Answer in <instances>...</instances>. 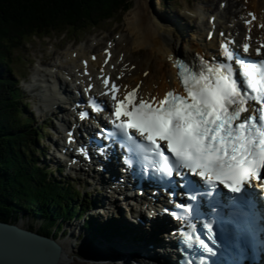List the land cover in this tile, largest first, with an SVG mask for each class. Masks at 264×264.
Masks as SVG:
<instances>
[{"label": "bare ground", "instance_id": "6f19581e", "mask_svg": "<svg viewBox=\"0 0 264 264\" xmlns=\"http://www.w3.org/2000/svg\"><path fill=\"white\" fill-rule=\"evenodd\" d=\"M233 2L236 3L235 5H231L232 7H235L234 9H232L228 4L222 9V11H220L219 9L218 11L217 9L214 10V8L211 9V4L208 5V8L210 7V12L207 15L209 16L210 14H216V20L213 21L212 25H210L207 23L208 16L206 18V21H204V16L206 15L205 13L207 11L205 10L204 6H201V8L203 7V9L200 10L198 8L191 9L187 5H185V7H183L182 13L179 14L178 17L172 20H167L162 16V14L158 13L157 11H154L155 13L151 11L148 8L147 0H135L134 7L125 17L126 19L122 24V28L117 33H114L112 35L108 33L104 34L100 39H95L96 42L93 46H80L76 49L66 48L65 51L62 52V60L59 57L56 58V60H60L59 62L54 63L53 61L51 63H46L47 57L44 59H40L37 62L38 66L33 73L34 78L29 82L26 81L27 88L34 92L35 95L34 99L37 102V106H35L36 113L40 115V113H46L48 111L51 113L53 111L55 113V117H60V119H63L61 115L64 116L67 112L71 113L72 109H67L65 105L69 103L67 102V100L73 98V95L68 96V92L61 88V84L63 83L62 76L63 78L68 80L74 87H82L84 85H87L88 83H94V90L98 91V76L100 73L112 72L113 74L117 75L122 70V72L124 73V78L121 81L124 83L132 82L131 86H137L138 92L142 96H152L157 94V92H162L163 90L168 89L169 86L176 84V81L174 79L176 69L172 64L173 58L175 56L185 57L186 59H189L194 53H197L200 56H207L209 54V50H212L214 51L212 55H214V59H216L218 58L219 47L221 48V44L223 43V41L220 39L222 37H216V35H218L217 31L219 29H228V27L225 25V22H223L224 18H226V16L228 15L232 19V17L234 16L236 21H238L236 23L232 19V21L234 22V26L231 28V30L236 31L242 28L243 25H241L240 23L239 15H237L238 11L236 10L237 1L234 0L232 1V3ZM257 5L258 0H248L246 6H249V8L251 9L255 8L258 10L259 7ZM202 13H204V15L198 17V15H201ZM259 16L263 19V14H259ZM221 17L222 20L220 19ZM184 18H187L189 21L192 20L191 18H197L199 20L201 19L203 23L195 28L194 25L189 23L188 20L184 21ZM204 25L206 27V32L203 29ZM211 29H213L214 34L210 38H208V34ZM261 32L263 33V31ZM104 41H110L107 47H109V50L112 51V56L106 68H108L110 64H116V66L118 67L117 70L116 68H113L111 70H99L100 64L102 63L104 57V53L102 51L104 48ZM139 51H143V53L140 54ZM120 52L123 53V56L121 59H118L117 55ZM244 54L250 56L249 52L246 53L245 51ZM0 55L3 56L2 52H0ZM91 55L95 56L94 60L91 59ZM2 58L3 57H0V59ZM195 61H197V58L195 59ZM2 65L4 66V69L1 67ZM130 65H133V67H130ZM7 68L8 67H6L3 63V60H0V77L1 75H3L4 77L7 76L6 72L4 71ZM67 88H69L68 84L66 86V89ZM92 101L95 100L92 99L91 102ZM91 102L89 104V107H93ZM95 103L97 104L96 101ZM106 106L108 108L107 104ZM14 115L16 120H19V110H16ZM70 126H72L71 123L62 128L67 130V127ZM76 161L78 163L80 162L79 159L75 160L74 162L76 163ZM74 162H70V164L73 165ZM54 165L55 164L51 163V166ZM108 167L110 169L109 174L111 176L114 174V168L111 167V163H109V165L107 164L106 168ZM86 169L87 168L85 167L83 168L84 172L89 171ZM33 172H35V170H33ZM157 172V170L151 171L152 174H155ZM93 173L94 171L91 173V175H93ZM160 174L164 175L163 171H161ZM78 175L83 178L88 177L83 173H79ZM97 176L99 177V174ZM133 177H135V175H133ZM105 178L106 174H104L103 182L100 179L99 181H97V178H95V180L93 181L99 183L97 184V186H92V182L87 184L89 189L92 191L90 198L93 203H96V189H100V193L102 192L103 195L100 194V196L105 199V203H103L99 208L103 213L111 212L112 210H114L113 198H110V189L119 188L118 184L113 186V183L107 181ZM140 179L141 177H139L137 183L140 182ZM35 183L36 188L34 190L36 191L37 196H40V192H42L43 189L42 184L39 182V180H37ZM133 184L134 183H130V185ZM85 185L86 184L84 183L82 187L86 188ZM67 186L70 187L69 190H72V182H68ZM82 191L83 190L81 189V192ZM104 191H106L107 196H104ZM142 193L146 194L147 192L142 191ZM147 196L150 197L149 194H147ZM132 197L133 193L131 191V195L127 199H131ZM79 199H82L80 195ZM100 202L102 203L101 200ZM151 202L152 200L150 198L149 200H147L146 205L144 204L142 208L138 206L133 208V206L131 205L129 209H123L124 213H131V217L133 219L140 221L143 220V227L147 231L143 232L140 229L142 233H140L139 235L136 233V236L134 237V233L126 232L125 230L129 231V229L125 225H122L118 230L119 236H109L107 234H104V236L102 235V238L105 240L104 242L100 241V243L103 246H105L107 243V247L109 250H98L100 253L97 252L95 254V258L92 257L96 262H99V264H126L124 263V261L121 262L115 259L117 253L138 256L139 251H142L143 256H147L146 260L147 262H149V264H164L165 261H169L168 259H170L172 256V250H170V248L167 247L165 243H162L159 239L162 238V235L169 236L168 228L174 227V222L170 223L165 218L160 217L157 214L158 207L154 204L155 201L154 203ZM93 203L92 206H94ZM159 203L160 202H156V204L158 205ZM164 204L165 202L161 205ZM119 205L120 207L122 206L121 203ZM134 224H136L137 226ZM18 225L23 227L22 223H18ZM55 225H57L56 222ZM132 225L140 227V223L138 222L133 223ZM72 227H74L75 229L78 226L76 225ZM29 229L32 232H37L35 228ZM75 233L76 232H74L73 235H75ZM42 235L50 237L56 243L60 244L62 248V255L60 260L61 264H67L68 251H70V249L74 246H71V243H68V240L66 238L58 240L54 236V233H50L49 235V232L48 234L46 232V234ZM69 236L72 237L71 235ZM109 237L110 243L108 242ZM165 242H167V240H165ZM94 243L97 244V242Z\"/></svg>", "mask_w": 264, "mask_h": 264}, {"label": "snow or ice", "instance_id": "6c2138e0", "mask_svg": "<svg viewBox=\"0 0 264 264\" xmlns=\"http://www.w3.org/2000/svg\"><path fill=\"white\" fill-rule=\"evenodd\" d=\"M224 51L231 60L227 45ZM244 67L247 89L259 95L250 96L241 88L230 63L204 64L197 73L182 67L187 95L169 91L159 101L140 97L136 89L118 99L119 89L113 84L112 124L133 150L169 176L174 169H187L213 187L219 182L233 193L253 181L264 188V62ZM249 101L261 107L253 109ZM91 103L94 111L102 110ZM86 116L82 113L81 119ZM186 239L191 243L193 237L189 234Z\"/></svg>", "mask_w": 264, "mask_h": 264}, {"label": "trees", "instance_id": "16d2710c", "mask_svg": "<svg viewBox=\"0 0 264 264\" xmlns=\"http://www.w3.org/2000/svg\"><path fill=\"white\" fill-rule=\"evenodd\" d=\"M91 1L92 0H0L1 34L3 31H7V19H10L9 21H14V19H11L13 16L21 19L24 15L32 17V19L28 18L27 22L30 23V25L27 27L32 26L36 29H46L50 26H58L63 30L68 25H81L93 22L96 20V17L103 19L107 11L117 8L122 3L124 4L126 2V0H108L100 9L97 7L95 10L90 11L89 9H85V7L89 8V3ZM1 34L0 37L2 36ZM0 60H3V63L6 61L4 58ZM6 81H8L7 78H0V92H2V94L3 92L8 93L10 96L7 94L3 95L8 97L10 100L9 103H15L17 100L16 95L20 93ZM12 105L15 107V110H19V106L21 107L18 103ZM5 109H8L7 104H5V101L0 96V220H16L19 218L17 212H23L28 215L32 214L34 217L40 218L42 224L41 233L46 234L47 232L48 234L52 226H57L55 225V219L53 221L51 220V214H55L56 216L59 215V213L55 212V210L52 212L51 209L47 211L48 208L45 205L32 207L30 201L53 199L55 202H59V198H62L60 195L61 191H58L56 196H53L50 191L45 189H42L40 196H37V193L33 192L36 188L34 186V181L39 180V182H44L46 171L42 169V171L38 173V171L35 170L36 167H34L36 172V177L34 178H32L31 173H24L25 170L22 168L24 155H19L14 148V144L6 138V134L2 133V130L7 128L10 124L9 119L4 120L5 114L2 113V110ZM20 112L19 110V114H21ZM7 143H9V147ZM47 187H50L51 191L54 190L51 185ZM32 188L33 191L31 190ZM66 190L72 193V191ZM67 199H69V196ZM86 227L91 230L90 226L87 225ZM57 228L60 229L61 227L58 226ZM91 240H93V237H91Z\"/></svg>", "mask_w": 264, "mask_h": 264}, {"label": "rangeland", "instance_id": "374dc122", "mask_svg": "<svg viewBox=\"0 0 264 264\" xmlns=\"http://www.w3.org/2000/svg\"><path fill=\"white\" fill-rule=\"evenodd\" d=\"M203 1V0H202ZM218 0H204V3L201 2V0H147V5L148 8L151 11H157L158 13L162 14V16L167 19V20H172L175 19L176 17L179 16V13H181L183 11V6H185V4H187L189 7L191 8H197L196 6L199 5L198 7L201 6H208L210 3H217ZM227 1V0H225ZM262 2V4H264V0H260ZM108 2V0H92L89 3V8L85 9H89L90 11L95 10L97 7L100 9L101 6H104L106 3ZM157 2V3H156ZM208 3V4H207ZM135 4V0H127L126 4H124L119 10H114L110 13L109 16H113L110 19L106 20V21H97L95 28H87V26L85 28H83L82 30H78V29H74V30H70L67 34H60L58 32L52 31V32H48L47 36H42L38 37L36 36L34 39L33 37L28 38L29 40L24 41L25 43V47H22L21 45L23 44H19V49L20 50H14L12 49L11 52V59H12V63L15 65L16 68H18L20 71H23V76L25 77L22 78L20 76L15 77L14 75L12 76L14 79H18L19 80V84L20 86H26L27 82H29V80H31L32 75L35 71V68L37 65V62L40 59H44L47 57L46 63H51L54 61L55 62H59L60 60H56L57 57H59L62 60V52L65 51L66 48H70V49H76L77 47H85L84 45H90L93 44L95 39L98 40L101 38V36H103L104 34L108 33V34H112L115 33L116 31H119L122 28V24L124 22V20L126 19L125 17L128 15V13L131 11V9L134 7ZM215 6V5H212ZM234 8V7H232ZM155 13V12H154ZM158 17V16H157ZM28 15H24L23 18H19V17H12L11 19H14V21H9L10 19H7V23L8 26L7 27H11L12 29L10 31H8L9 29H7L6 32L3 31V33L0 34L3 36H7V35H11L13 33L16 32V30H19V33L23 32L25 29L27 28L26 26H29L30 23H28ZM161 18V17H159ZM24 20V21H21ZM184 21H186V19H183ZM173 22V21H172ZM192 24V23H191ZM13 39H15L14 35H11L10 37H8V39H0V48H5V44H10L8 46L7 50H2L3 53H9L10 47L14 46L15 42H13ZM28 42V43H27ZM19 53V55H23L22 58L18 59L17 58V53ZM140 54L143 53V51H139ZM138 55V54H136ZM38 77V76H36ZM27 87V86H26ZM30 91H28L29 93ZM31 93V92H30ZM34 92H32L31 94H27L24 97L26 98V101L29 102V107H25L24 110H29L32 113V116L36 113L35 109L37 106V102L34 99ZM25 101V100H24ZM34 102V103H32ZM47 116H51L49 114H46ZM44 120H51L52 118H47ZM41 119H43L41 117ZM38 119L39 122H42ZM36 122H32V125L35 124ZM46 132V130H45ZM47 138V137H46ZM44 137V139H46ZM42 142H40L39 147H41ZM47 158V156H46ZM42 158L39 159V161H42ZM40 164V163H39ZM51 175L52 176H57L58 177V172L52 168L51 170ZM93 180H95V178H89V177H85L82 183H86L89 184L90 182H92V186H97V183L94 182ZM74 181V180H73ZM81 181V180H79ZM78 182L75 181V185H80ZM89 188V187H88ZM91 192V191H89ZM106 191H104V196H105ZM99 194L103 195L102 192ZM99 198L101 199L102 197L100 195H98ZM122 200H117L114 202V210L117 212V219H121V217L124 215L123 213V209H126V207H123L122 204ZM122 204V206L120 207L119 204ZM110 213V212H107ZM107 213H105L104 215L109 217V215H107ZM125 214H128V212H125ZM19 221V220H18ZM23 225V228H35L36 230H38V228L40 227L41 223L40 220L38 218L32 219V218H27L25 214H23L22 218L20 219V221ZM79 221H76V223ZM128 222V220H127ZM129 224V222H128ZM132 226V225H130ZM76 228L73 230L74 232H76ZM83 236H85L86 238H81V240L77 241L78 243L72 247L70 249V251H68V262L67 264H99V262H96L93 258H95V254L98 252L100 253V249H108V244L106 243V247L103 246L100 241L102 242L101 237H96L94 240L98 241L99 243L96 244L94 242L96 241H90L87 240L88 238V234H86L85 231H82ZM76 237V236H75ZM59 240V238H58ZM87 240V241H86ZM94 248V249H93ZM99 250V251H98ZM94 252V253H93ZM93 257V258H92ZM99 260V259H98ZM102 264V263H100Z\"/></svg>", "mask_w": 264, "mask_h": 264}, {"label": "water", "instance_id": "95a60500", "mask_svg": "<svg viewBox=\"0 0 264 264\" xmlns=\"http://www.w3.org/2000/svg\"><path fill=\"white\" fill-rule=\"evenodd\" d=\"M19 221L0 220V264H61L60 244Z\"/></svg>", "mask_w": 264, "mask_h": 264}]
</instances>
